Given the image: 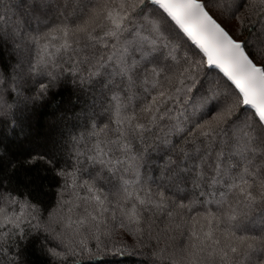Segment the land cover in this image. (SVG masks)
Here are the masks:
<instances>
[{
  "label": "snow or ice",
  "instance_id": "obj_1",
  "mask_svg": "<svg viewBox=\"0 0 264 264\" xmlns=\"http://www.w3.org/2000/svg\"><path fill=\"white\" fill-rule=\"evenodd\" d=\"M68 86L25 161L55 202L0 169V264H264V0H0V119Z\"/></svg>",
  "mask_w": 264,
  "mask_h": 264
},
{
  "label": "trees",
  "instance_id": "obj_2",
  "mask_svg": "<svg viewBox=\"0 0 264 264\" xmlns=\"http://www.w3.org/2000/svg\"><path fill=\"white\" fill-rule=\"evenodd\" d=\"M55 92L50 105L34 112H24L14 128L0 119V150L6 153V158L0 160V169L6 170L8 161H14L17 167L11 174L13 183L19 185L21 190L33 194L46 206L55 202L59 178L42 162L27 164L25 161L30 155L43 154L50 141L58 136L59 113L71 102L73 96L70 86ZM3 174L0 172V175ZM179 239L177 237V243ZM37 248L38 243L30 248L27 259L30 264H45L48 258L41 255ZM142 259L143 257L130 255L124 258V264H139Z\"/></svg>",
  "mask_w": 264,
  "mask_h": 264
}]
</instances>
